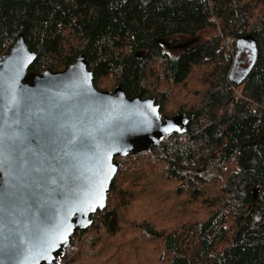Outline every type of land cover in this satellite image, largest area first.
I'll list each match as a JSON object with an SVG mask.
<instances>
[{
  "label": "trees",
  "instance_id": "obj_1",
  "mask_svg": "<svg viewBox=\"0 0 264 264\" xmlns=\"http://www.w3.org/2000/svg\"><path fill=\"white\" fill-rule=\"evenodd\" d=\"M21 35L31 72L84 56L101 91L192 119L116 159L60 264H264V0H0V57Z\"/></svg>",
  "mask_w": 264,
  "mask_h": 264
},
{
  "label": "water",
  "instance_id": "obj_2",
  "mask_svg": "<svg viewBox=\"0 0 264 264\" xmlns=\"http://www.w3.org/2000/svg\"><path fill=\"white\" fill-rule=\"evenodd\" d=\"M21 35L0 57V264H60L71 239L107 207L121 164L184 134L154 99L104 92L84 56L64 72H31Z\"/></svg>",
  "mask_w": 264,
  "mask_h": 264
},
{
  "label": "built area",
  "instance_id": "obj_3",
  "mask_svg": "<svg viewBox=\"0 0 264 264\" xmlns=\"http://www.w3.org/2000/svg\"><path fill=\"white\" fill-rule=\"evenodd\" d=\"M225 45H226L227 52L232 53V41L226 42Z\"/></svg>",
  "mask_w": 264,
  "mask_h": 264
},
{
  "label": "rangeland",
  "instance_id": "obj_4",
  "mask_svg": "<svg viewBox=\"0 0 264 264\" xmlns=\"http://www.w3.org/2000/svg\"><path fill=\"white\" fill-rule=\"evenodd\" d=\"M245 67H246V65H245ZM245 67H243V68H245Z\"/></svg>",
  "mask_w": 264,
  "mask_h": 264
}]
</instances>
